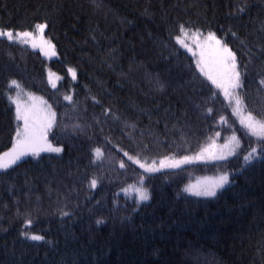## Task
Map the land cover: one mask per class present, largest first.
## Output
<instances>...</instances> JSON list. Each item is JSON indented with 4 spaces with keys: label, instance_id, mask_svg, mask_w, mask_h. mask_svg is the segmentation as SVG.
<instances>
[{
    "label": "trees",
    "instance_id": "trees-1",
    "mask_svg": "<svg viewBox=\"0 0 264 264\" xmlns=\"http://www.w3.org/2000/svg\"><path fill=\"white\" fill-rule=\"evenodd\" d=\"M43 23L52 59L0 38V156L15 89L43 98L62 150L0 169V264H264V138L240 117L264 123V0H0L1 29ZM185 31L221 41L241 87L213 83ZM225 174L215 196L188 191Z\"/></svg>",
    "mask_w": 264,
    "mask_h": 264
},
{
    "label": "rangeland",
    "instance_id": "rangeland-1",
    "mask_svg": "<svg viewBox=\"0 0 264 264\" xmlns=\"http://www.w3.org/2000/svg\"><path fill=\"white\" fill-rule=\"evenodd\" d=\"M43 25H46V24L43 23ZM45 29L46 27L43 29V32H41L37 29V26L35 30L33 31H13V30H7V29L0 28V30H3V31H12L13 37H14L13 40L29 45L30 47L41 51L44 57L48 59H52L56 55H55V51H54L52 44L48 41L45 35ZM17 32H20V33L30 32L32 33V36L27 37V38H22V39H16L15 34ZM208 36L209 35L207 34L197 35L194 32L185 31L178 38V41L187 50H189L190 52H195L197 54V57L200 63L202 64L201 68H203V70L205 71L208 77L209 75H211L217 81V83H220L223 85L222 87L224 88V90L227 89V92L231 93L234 91L235 88H232L230 86V81L228 79V76L226 75V73H230L232 71L231 60H229L227 63L223 61V49L226 47L219 40L218 41L220 43L217 44L216 43L217 39L208 40L207 39ZM0 38H6V37H0ZM23 39H27L28 42L26 43L23 42ZM33 43L36 44V47H33ZM11 97H12V100H13V103H14V106L17 112V117H18L17 107L19 105L21 113H25V112L28 113L30 116V123L33 124L37 129L42 128L45 124H48L49 122H51V127H52L53 114L48 109V106L42 97L35 95L33 93H26L19 89H15ZM240 117L243 123L245 124L251 123L250 119L246 115L240 114ZM51 127L47 129L46 140H40L38 144L36 145V147L43 149V150H40L38 153H41L44 151H52L51 149L56 148L48 141V138H47V134L49 130L51 129ZM23 128H24L23 119H18V130L22 131ZM16 139L17 137L15 138L14 145L16 144ZM211 145L205 147L206 151H203L200 154V156H198V154H193V155L187 156V160L188 159L205 160L208 158H217L218 156H220L222 151L220 149H217V146L212 147ZM230 145L231 146H229L230 148L229 154L233 150L232 140L230 141ZM12 148L6 151L5 153H10ZM225 150H228V147ZM5 153L0 156V164L8 163L9 167L15 165L16 163L20 162L21 160L28 157L29 155L34 154L33 152L29 151L27 155L22 156L20 160H18L15 164H11L10 163L11 157L5 156ZM169 159H174L176 162H179V163H181V161H185V158H169ZM162 162L164 165L175 164L172 161L164 160L160 162H155L152 165H150V167H153L156 169L167 168V166L165 167L161 166ZM0 169H3V168H0ZM216 176L217 175L212 176V177L202 178L201 180L193 184L194 186L192 188V191L196 192V191L201 190L204 186L210 185L214 181L218 180V178L221 177L222 175L218 177Z\"/></svg>",
    "mask_w": 264,
    "mask_h": 264
},
{
    "label": "snow or ice",
    "instance_id": "snow-or-ice-1",
    "mask_svg": "<svg viewBox=\"0 0 264 264\" xmlns=\"http://www.w3.org/2000/svg\"><path fill=\"white\" fill-rule=\"evenodd\" d=\"M46 27V25L40 24L37 25V29L41 32H43V29ZM32 33L30 32H24V33H20L17 32L15 34V38L16 39H22V38H27V37H31ZM0 37H6L8 40H13V32L12 31H3L0 30ZM208 40H214L215 36L213 34H209V36L207 37ZM23 42H28L27 39H23ZM217 44H219L220 42L217 40L216 41ZM33 47H36V44L33 43ZM229 60L232 61L231 63V69L232 71L230 73H226V75L228 76V79L230 81V86L232 88H238L241 87L240 82H239V73L235 72V57L234 55L231 53V51L227 48L223 49V61L225 63H227ZM201 71H203V68L201 69ZM73 75H75V73H73ZM209 79L213 80V83H217V81L211 76L209 75ZM13 84H15L16 82L13 81ZM262 84H264V81H261ZM218 87H222L223 85L220 83H217ZM225 94L227 95V89H225ZM65 99H71V97H65ZM237 104H240L241 101L239 98H237ZM17 111H18V119H23L24 121V128L23 130H17L16 133V144L13 146L12 150L10 153H5V156H10V163L11 164H15L18 160H20V158L22 156H25L28 154L29 151L33 152L34 154H38V152L40 150H43L41 148L36 147V145L38 144V142L40 140H46V133H47V129L51 127V122H49L48 124H45L42 128L37 129L33 124L30 123V116L28 113H21L19 105L17 107ZM247 127L251 130L253 135L259 136L261 138H264V123H249L247 125ZM235 140V137L233 138ZM52 151H56V152H60L62 149L60 148H53L51 149ZM97 154L100 153V150L97 149L96 150ZM256 152V149H252V152H250L247 156L244 157L245 161L248 162L251 159H253V156ZM223 158V157H221ZM187 160V158H185V161ZM184 162V161H181ZM123 166V165H121ZM143 167V165H141ZM162 167H178L179 166V162L177 164H172V165H164L163 162L161 164ZM9 164L8 163H4V164H0V168H8ZM146 171L148 172H154V171H158V169L153 168V167H149L146 169ZM228 183V175H222L221 177L218 178V180L214 181L212 184L210 185H206L204 186L201 190L196 191L194 194L198 195V196H215L216 195V190L219 188H222L225 184ZM91 185L93 187H95L96 185V181L93 180L91 181ZM188 191H192L191 189H188ZM148 194L146 191H141L140 192V199L141 200H147ZM102 221H97V223H101ZM33 240H41L43 239V237L38 236V235H32L30 237Z\"/></svg>",
    "mask_w": 264,
    "mask_h": 264
}]
</instances>
